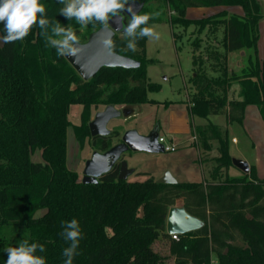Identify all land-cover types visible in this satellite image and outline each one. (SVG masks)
Returning a JSON list of instances; mask_svg holds the SVG:
<instances>
[{
    "label": "trees",
    "instance_id": "16d2710c",
    "mask_svg": "<svg viewBox=\"0 0 264 264\" xmlns=\"http://www.w3.org/2000/svg\"><path fill=\"white\" fill-rule=\"evenodd\" d=\"M160 1L175 13L169 19L172 26L193 25L196 33L212 35L222 28L220 46L189 37L192 115L205 119L224 115L227 125H242L246 106L254 104L264 121V60L260 63L257 56L258 27L264 24V16L259 0ZM40 3L45 6V18L71 25L79 43L103 25L89 24L81 32L75 20L60 15L63 5L58 0ZM233 5L242 8V16L221 11L200 20L185 19L189 8ZM50 29L51 24L49 34ZM41 31L33 26L26 38L0 43V264H6L5 249L18 246L22 239L44 245L45 251L37 250L36 255L46 264H64L62 252L68 243L60 233L62 222L72 219L79 221L82 232L73 264H156L159 257L151 246L158 239L167 241L174 264H264V179L258 178L254 166L242 177L228 176L233 165L227 126H194V143L202 162L217 143L209 178L201 183L157 184L153 177L143 182L122 181L117 179L118 163L96 184H83L76 172L67 169L69 105L97 108L150 103L147 91L157 87L145 74L147 37L136 41L135 52L127 49L125 37L116 34L112 39L111 51L138 61V68H102L84 81L64 56L46 44ZM241 50L250 53L246 66L236 74L228 69V54ZM234 84L239 86L240 100L228 98ZM118 137L113 131L91 138L90 145L103 153ZM37 150L40 161L33 162L31 155ZM178 201L203 226L172 239L165 223L168 210Z\"/></svg>",
    "mask_w": 264,
    "mask_h": 264
},
{
    "label": "rangeland",
    "instance_id": "374dc122",
    "mask_svg": "<svg viewBox=\"0 0 264 264\" xmlns=\"http://www.w3.org/2000/svg\"><path fill=\"white\" fill-rule=\"evenodd\" d=\"M259 2L261 12L264 14V0H259ZM222 9H228L232 15L242 16L243 14L239 5L206 7L202 10L189 8L186 10L185 19L200 20L215 15ZM139 14H146L150 17L149 19H160L158 22L147 24V26L154 27L159 33V40L147 38L146 41L148 63L145 66V74L148 81L157 89L147 91V100L152 102L131 105L133 117L125 118L122 109L121 116L107 124V129L110 132L117 131L119 133V137L112 139L110 145L118 144L121 136L128 130H135L141 135H146L158 128L159 137L164 139L165 145L174 146L176 150L162 153L126 152L122 156V160L127 164L128 169L134 170V173L127 180L143 182L148 177L157 180L168 173L177 183H201L209 176L201 164L198 153L200 151L194 144V126L211 123L228 128L229 125L226 124L224 115H213L207 119L192 115L189 101L194 93L192 86L194 72L189 37L191 36L193 40L202 38L211 47L218 46V44L220 46L223 37L222 28L215 35H212L209 31H203L201 34L196 33L193 25L188 28L172 26L169 19L175 13L160 0H146ZM128 20L126 19L125 25ZM261 23L263 24V22L259 24ZM85 29L86 27H80L81 32H84ZM118 35L124 37L123 31ZM227 64L229 71H232L229 61ZM209 75L217 76L212 73ZM236 95L230 89L228 98L236 99L238 97ZM102 108L103 106L94 108L92 105L87 106L78 103L69 105L66 111V120L69 126L66 133L65 163L67 169L76 172L80 180H82L85 162L90 159L95 151L90 145L91 137L88 124L96 112ZM230 125L233 126L229 127L228 131V135H230L229 144L231 136L240 140L239 124ZM207 153L205 160L203 159V164L211 167L214 163V157H212L214 153ZM230 153L235 155L234 150H230ZM31 160L33 162L40 161V151L33 152ZM167 245L165 239H158L152 244V251L159 257L156 264H174L168 253Z\"/></svg>",
    "mask_w": 264,
    "mask_h": 264
},
{
    "label": "clouds",
    "instance_id": "9594fccd",
    "mask_svg": "<svg viewBox=\"0 0 264 264\" xmlns=\"http://www.w3.org/2000/svg\"><path fill=\"white\" fill-rule=\"evenodd\" d=\"M63 5L59 9L60 15L66 19L75 20L82 28L89 24L100 23L107 25L110 17L118 15L127 0H58ZM46 17L45 6L40 0H0V24H3V35L0 43L8 44L22 40L28 36L33 26L41 29V35L46 44L56 49L58 56H76L81 51L78 37L71 25L62 26L59 21L50 22ZM149 16L132 13L122 31L127 42V49L135 52L136 41L140 38L159 40L160 35L154 27L147 26ZM51 24V34L49 26ZM55 37V38H54ZM103 44L111 50V38L105 39ZM63 231L60 235L68 243L63 249L64 264H73L75 256L79 255L78 248L82 238L79 221L62 222ZM37 250L45 251L43 244L30 243L26 239L18 242V246H9L6 264H46L43 257L36 255Z\"/></svg>",
    "mask_w": 264,
    "mask_h": 264
},
{
    "label": "water",
    "instance_id": "95a60500",
    "mask_svg": "<svg viewBox=\"0 0 264 264\" xmlns=\"http://www.w3.org/2000/svg\"><path fill=\"white\" fill-rule=\"evenodd\" d=\"M144 3L131 0L125 3L124 9L116 16L110 17L107 25H102L99 29L89 34L82 46L81 51L76 56H64L70 66L84 81L93 78L102 68H122L136 69L140 63L131 58L121 56L106 48L103 44L105 39L114 38L118 33L122 32L126 19H130L134 12L139 14ZM125 118H129V114L122 110ZM121 116V110L116 109L112 105L105 106L101 111L96 112L93 119L88 124L91 138L106 137L110 135L107 124ZM158 129L146 135H141L135 130H128L121 136L118 144L111 146L103 153L94 151L84 164L82 172L83 184H96L98 179L104 174L111 171L118 163V180L125 181L134 170L128 169L127 164L121 160L126 152H148L162 153L164 147L158 142ZM232 165L239 169L242 173H249V165L245 161L232 158ZM157 184L175 185L177 182L168 173L161 178L155 180ZM203 223L190 216L183 207H171L168 210L165 230L168 235H184L186 233L200 229Z\"/></svg>",
    "mask_w": 264,
    "mask_h": 264
},
{
    "label": "crops",
    "instance_id": "0c3cea01",
    "mask_svg": "<svg viewBox=\"0 0 264 264\" xmlns=\"http://www.w3.org/2000/svg\"><path fill=\"white\" fill-rule=\"evenodd\" d=\"M198 9L202 10L204 8H198ZM221 11H227L229 14L231 13V11H229L228 9H222ZM258 35L259 37L257 41V56L260 63H262V61L264 60V24L262 23L259 24ZM249 53L250 52L248 50H241V51L231 52L228 54L229 66H231L232 71L234 73L239 74L242 68L246 66ZM231 90L232 92L237 94L236 96H238L239 86L237 84H234L231 87ZM236 100H240V98L237 97ZM104 108L105 107H103L99 111L103 110ZM115 108L118 109L117 107ZM122 109L125 110L126 113L129 114V116L133 117L131 106L122 107L118 110H122ZM232 126L233 125L228 126V131H229V127ZM238 127H239L238 134L240 136V140H238L234 136H231V141L229 144L230 157L247 162L249 167L254 166L258 178L264 179V121L256 105L249 104L248 106H246L242 125H239ZM158 133H159V129H158ZM228 137L230 138V135H228ZM216 147H217V143H213L211 151L208 152L207 154L214 153L212 157H215ZM230 150H234L235 155H232L230 153ZM198 153L200 155V152ZM201 164L205 167L208 173V170L210 169V165L205 166V164H203L202 161ZM227 173L228 176L233 178L242 177V175L244 174L234 166L230 167ZM182 206H183L182 201H178L175 204V207H182Z\"/></svg>",
    "mask_w": 264,
    "mask_h": 264
},
{
    "label": "built area",
    "instance_id": "2783aa9c",
    "mask_svg": "<svg viewBox=\"0 0 264 264\" xmlns=\"http://www.w3.org/2000/svg\"><path fill=\"white\" fill-rule=\"evenodd\" d=\"M194 141H195V138H194ZM158 142L163 145L164 151L170 152V151H174L176 149L174 146L165 145V142H164L163 138L159 137ZM171 236H172V239H176V234H173Z\"/></svg>",
    "mask_w": 264,
    "mask_h": 264
},
{
    "label": "flooded vegetation",
    "instance_id": "af4514ba",
    "mask_svg": "<svg viewBox=\"0 0 264 264\" xmlns=\"http://www.w3.org/2000/svg\"><path fill=\"white\" fill-rule=\"evenodd\" d=\"M121 160H122V158H121Z\"/></svg>",
    "mask_w": 264,
    "mask_h": 264
}]
</instances>
